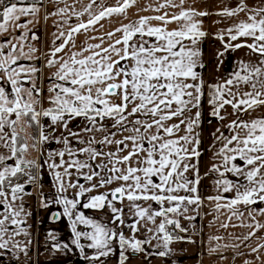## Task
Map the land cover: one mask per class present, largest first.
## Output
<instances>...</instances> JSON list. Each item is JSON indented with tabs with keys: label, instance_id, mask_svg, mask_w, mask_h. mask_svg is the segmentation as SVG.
I'll list each match as a JSON object with an SVG mask.
<instances>
[{
	"label": "snow or ice",
	"instance_id": "snow-or-ice-1",
	"mask_svg": "<svg viewBox=\"0 0 264 264\" xmlns=\"http://www.w3.org/2000/svg\"><path fill=\"white\" fill-rule=\"evenodd\" d=\"M211 15L229 22L213 34L223 47L217 70L225 52L247 49V58L206 82ZM41 16L55 28L50 41ZM205 104L221 123L201 176ZM45 173L54 195L44 193ZM210 174L215 194L202 195ZM37 195L41 208L62 206L52 218L68 219L90 264H105L117 246L119 264L146 246L166 257L170 245L196 242L198 219L215 230L208 255L264 264V0L215 12L196 0H0V250L27 257L31 239L17 238L31 236L25 199Z\"/></svg>",
	"mask_w": 264,
	"mask_h": 264
},
{
	"label": "crops",
	"instance_id": "crops-1",
	"mask_svg": "<svg viewBox=\"0 0 264 264\" xmlns=\"http://www.w3.org/2000/svg\"><path fill=\"white\" fill-rule=\"evenodd\" d=\"M108 3L114 2V0H107ZM191 3V0H189ZM253 0H249V3H252ZM258 2V0H257ZM235 0H196V4L200 6L201 10H207L210 12H215L221 6L228 4L234 5ZM135 10L130 11L129 15L133 16ZM220 20V17L216 15H211L204 20V29L209 33V35L204 39L201 44L203 52V62L206 65L205 68L201 69L204 79L206 82H215L216 80H223L227 78L229 72L233 70L234 62L241 58H247L245 53L247 49L239 50L236 52L228 51L224 53V56L221 58L223 63L219 65V70H217V65L219 63L217 59V52L223 51L222 44L219 40L213 38V34L220 28L228 26V21H221L220 23H215V21ZM42 29L46 32L47 38L50 41V33L55 31V28L52 26V20L47 22L45 28L44 21L41 16L40 21ZM108 29V25L105 26ZM83 39V37H80ZM207 105L205 104V109L203 113V124L201 126V140L200 151L202 152L201 157L199 158V169L201 176H204V173L207 172L210 165L215 162L213 160V153L216 151V148L212 147L213 137L212 133L215 132L217 127H220V123L216 119L212 120L211 123L208 121L207 116ZM231 109H229V112ZM224 121L223 123H227ZM78 123V122H76ZM75 127V125H73ZM221 131H224L227 134L226 129L221 128ZM30 132V129H29ZM207 139L203 141V139ZM219 145H217L218 147ZM52 148H57L59 145L53 144ZM36 157L39 156V153L35 152ZM30 155V153H29ZM215 178V174H210L201 181L200 191L202 195L215 194L212 187V180ZM43 190L46 195L53 194L54 189L51 183V176L48 173H45L43 176ZM35 187V186H33ZM25 207L28 211L32 213L28 217L27 223L30 225V237H25L21 235L17 239L22 242L31 239L32 243L28 248L27 257L22 252H17V250L9 248L0 250V264H90L88 260L84 259L80 250L71 244L72 233L70 228V222L66 217H62L59 220L52 218V214L62 211V206L60 205H51L48 209L39 207V199L37 196H30L25 199ZM86 214L95 216L97 219H102L107 222L108 216L110 213L106 212H93L90 210H85ZM206 223V221H205ZM151 226V225H150ZM185 227H189L187 223L184 224ZM196 231L189 232V235L193 237L196 241L195 243L189 242H176L170 245L172 251L170 255L166 257H160L155 253L157 251L163 250L162 248L157 249L154 246H146L145 253H128L129 259L126 264H243V259H253L252 256L245 255L244 257H236L233 260V253L231 251H225L223 253L225 259H220L219 255H208L207 254V238L209 234H212L215 230L209 229L207 227H202L199 219L195 222ZM237 233L246 231L245 229H236ZM54 233L57 237V240L61 244H68L67 249H56L53 247V241L48 238L49 233ZM126 234L127 229H125ZM223 235V233H220ZM178 235H183L179 233ZM140 238H143L141 234ZM227 242V241H225ZM264 242V241H261ZM156 244V241H153V245ZM256 242H253L252 246H255ZM87 254L90 256L92 250L86 249ZM119 248L116 247V250L113 254L105 258V264H119ZM247 253V250L245 249ZM71 258H77L76 263H72Z\"/></svg>",
	"mask_w": 264,
	"mask_h": 264
},
{
	"label": "rangeland",
	"instance_id": "rangeland-1",
	"mask_svg": "<svg viewBox=\"0 0 264 264\" xmlns=\"http://www.w3.org/2000/svg\"><path fill=\"white\" fill-rule=\"evenodd\" d=\"M207 116H208V111H207ZM209 119L215 120V119H213V118H211V117L208 116V120H209ZM206 139H207V138H206ZM206 139L204 138L203 141H205ZM207 140L210 141V138L207 139ZM33 157H36V154H35L34 151H30L29 158H33ZM76 260H77V258H71L72 263H76ZM87 263H90V262H87ZM60 264H61V263H60Z\"/></svg>",
	"mask_w": 264,
	"mask_h": 264
},
{
	"label": "trees",
	"instance_id": "trees-1",
	"mask_svg": "<svg viewBox=\"0 0 264 264\" xmlns=\"http://www.w3.org/2000/svg\"><path fill=\"white\" fill-rule=\"evenodd\" d=\"M35 130L34 129H30V132H34Z\"/></svg>",
	"mask_w": 264,
	"mask_h": 264
},
{
	"label": "built area",
	"instance_id": "built-area-1",
	"mask_svg": "<svg viewBox=\"0 0 264 264\" xmlns=\"http://www.w3.org/2000/svg\"><path fill=\"white\" fill-rule=\"evenodd\" d=\"M172 229L170 228L169 231H171ZM179 234V233H178Z\"/></svg>",
	"mask_w": 264,
	"mask_h": 264
}]
</instances>
